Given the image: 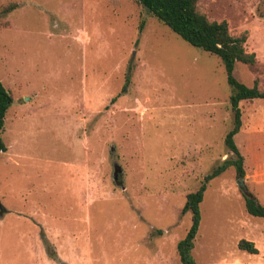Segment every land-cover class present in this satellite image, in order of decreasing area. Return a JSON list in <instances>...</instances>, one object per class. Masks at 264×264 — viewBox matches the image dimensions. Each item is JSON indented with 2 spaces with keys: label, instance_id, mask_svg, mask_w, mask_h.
Returning <instances> with one entry per match:
<instances>
[{
  "label": "rangeland",
  "instance_id": "374dc122",
  "mask_svg": "<svg viewBox=\"0 0 264 264\" xmlns=\"http://www.w3.org/2000/svg\"><path fill=\"white\" fill-rule=\"evenodd\" d=\"M197 6L246 32L255 60L233 73L264 89V0ZM129 66L127 91L111 101ZM0 80L13 96L0 154V264H182L185 196L232 155L220 58L136 0H0ZM239 106L245 190L232 166L207 183L197 264H264V218L242 196L264 205V98ZM241 238L258 252L239 249Z\"/></svg>",
  "mask_w": 264,
  "mask_h": 264
},
{
  "label": "trees",
  "instance_id": "16d2710c",
  "mask_svg": "<svg viewBox=\"0 0 264 264\" xmlns=\"http://www.w3.org/2000/svg\"><path fill=\"white\" fill-rule=\"evenodd\" d=\"M136 1L146 7L154 17L184 41L217 55L223 64L226 81L231 89L229 104L233 119L230 129L224 136V143L232 155L224 158L203 176L200 185L186 194L181 208V212L189 211L191 213V224L185 235L176 244L178 257L182 264H197L192 255V249L201 219L200 202L203 199L207 183L231 166L234 167L236 176L241 177L244 175L243 155L234 141V135L241 127L239 102L243 99L264 98V89H260L256 81H254L252 86L246 85L239 81L233 73L236 62L252 64L255 60L254 52H248L244 47L246 32L238 35L232 34L225 20L208 19L206 14L199 10L197 0ZM14 7H16V3H10L4 6L2 11H8ZM140 28H142V23L139 25ZM131 71L132 66H129L119 93L113 96L111 101H114L119 94L127 91L131 81ZM12 102L13 96L11 92L0 80V154L7 148L2 133L4 130V118ZM242 196L246 211L253 216L264 218V205L247 191H243ZM237 246L239 249L250 253L258 252V248L253 241L245 238H241Z\"/></svg>",
  "mask_w": 264,
  "mask_h": 264
},
{
  "label": "water",
  "instance_id": "95a60500",
  "mask_svg": "<svg viewBox=\"0 0 264 264\" xmlns=\"http://www.w3.org/2000/svg\"><path fill=\"white\" fill-rule=\"evenodd\" d=\"M119 170H120L119 166H116L115 171H114V178L115 179L117 177V173ZM238 185L241 187L242 190H245V185L243 184V177L242 176L238 178ZM5 210H6L5 207L0 202V213L4 212Z\"/></svg>",
  "mask_w": 264,
  "mask_h": 264
}]
</instances>
